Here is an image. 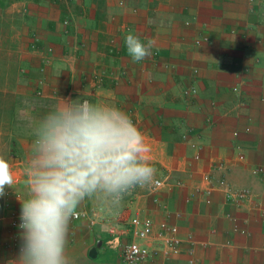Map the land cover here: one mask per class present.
<instances>
[{"label":"crops","instance_id":"obj_1","mask_svg":"<svg viewBox=\"0 0 264 264\" xmlns=\"http://www.w3.org/2000/svg\"><path fill=\"white\" fill-rule=\"evenodd\" d=\"M116 1L0 10V154L16 178L0 198V264L19 252L11 219L27 195L35 122L61 98L124 110L144 134L155 179L165 180L156 191L137 187L117 208L85 199L77 212L94 213L95 223L71 220L70 264H124L134 216L152 220L142 244L160 251L145 264H264V0H165L152 11ZM129 33L155 42L151 56L132 60ZM189 88L196 94L184 95ZM244 189L243 201L227 197ZM161 223L184 240L176 253L165 254Z\"/></svg>","mask_w":264,"mask_h":264},{"label":"clouds","instance_id":"obj_2","mask_svg":"<svg viewBox=\"0 0 264 264\" xmlns=\"http://www.w3.org/2000/svg\"><path fill=\"white\" fill-rule=\"evenodd\" d=\"M129 56H151L155 42L124 37ZM35 122L25 169L26 198L20 200V246L9 264H70V222L85 199L112 208L137 187L155 182L144 134L121 108L65 99ZM16 183L12 165L0 154V198Z\"/></svg>","mask_w":264,"mask_h":264},{"label":"built area","instance_id":"obj_3","mask_svg":"<svg viewBox=\"0 0 264 264\" xmlns=\"http://www.w3.org/2000/svg\"><path fill=\"white\" fill-rule=\"evenodd\" d=\"M67 21L64 22V25H67ZM199 42H197L198 44ZM46 61H49L46 58ZM236 91V89H234ZM196 94V90L194 88H189L184 91V95H194ZM262 169L254 170L255 174L262 173ZM165 184V180L155 179V182L147 186L151 191H156L160 189ZM210 191L207 190V193ZM135 196V190H133L130 194L126 195L124 199L132 200ZM249 196V192L247 190H241L238 192H229L227 193V197L235 200L236 202L243 201ZM85 217L90 220V223H95V215L94 213L90 215L87 212H77V215L73 217L74 219ZM20 223L19 217H13L11 219V226L15 229L18 228V224ZM106 225L108 227V232L112 236H117L116 225L112 221H106ZM130 225L132 227V235L133 239L129 242H126L121 245V257L124 264H145L146 260L150 256H157L160 251L157 249H150L148 246L142 244L143 241H146L152 234L153 223L150 218H140L138 216H134ZM159 228L162 232H166L167 234L161 233V237L163 238L165 249V254L168 253H176L178 248L183 244L184 240L178 237L177 232L178 229L176 226L168 225L167 223H161Z\"/></svg>","mask_w":264,"mask_h":264},{"label":"trees","instance_id":"obj_4","mask_svg":"<svg viewBox=\"0 0 264 264\" xmlns=\"http://www.w3.org/2000/svg\"><path fill=\"white\" fill-rule=\"evenodd\" d=\"M17 1H26L33 5H44L47 3L55 2L57 3L58 0H0V9H5L10 4L17 2ZM85 4H93L98 7V9H105L107 0H82Z\"/></svg>","mask_w":264,"mask_h":264},{"label":"rangeland","instance_id":"obj_5","mask_svg":"<svg viewBox=\"0 0 264 264\" xmlns=\"http://www.w3.org/2000/svg\"><path fill=\"white\" fill-rule=\"evenodd\" d=\"M61 1L62 0H58V2H61ZM120 1L121 0H119L118 2L116 1L115 3L118 5V3H120ZM141 1L142 2L140 3V6L145 7V8L148 7V8H150V11H152L158 4L165 2V0H146V1L145 0H141ZM0 10H3V9H0ZM152 14L154 15L155 13L154 12H150L149 13L150 18L152 16ZM157 18L160 19V20L165 19L164 16H160V17L158 16ZM4 20H5V14H4V12L0 11V29L1 30H5V28H4V25H5ZM0 48H1V51H2L3 48L2 47H0Z\"/></svg>","mask_w":264,"mask_h":264},{"label":"water","instance_id":"obj_6","mask_svg":"<svg viewBox=\"0 0 264 264\" xmlns=\"http://www.w3.org/2000/svg\"><path fill=\"white\" fill-rule=\"evenodd\" d=\"M99 245H100V243L97 244V246H99ZM95 254H96V249L93 248V249L90 251L89 256L94 258V257H95Z\"/></svg>","mask_w":264,"mask_h":264}]
</instances>
